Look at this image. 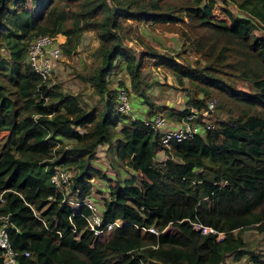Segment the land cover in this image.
<instances>
[{
  "label": "trees",
  "instance_id": "1",
  "mask_svg": "<svg viewBox=\"0 0 264 264\" xmlns=\"http://www.w3.org/2000/svg\"><path fill=\"white\" fill-rule=\"evenodd\" d=\"M221 1L245 15L226 8L228 21L213 17L216 0H0V49L7 51L0 52V224L17 264H264V250L243 237L248 228L264 233V36L254 32L264 30V0ZM141 22L178 32L195 60L126 50L125 24ZM90 29L99 62L82 78L100 109L49 84L25 60L39 35H65L68 51ZM149 57L186 84V106L167 115L180 119L208 100L228 114H211L213 128L165 146L161 160L158 130L116 112L124 83H108L123 66L146 116L156 114L161 107L140 90ZM101 144L130 169L102 198V221L121 220L103 239L88 229L90 209L81 204L94 177L108 178L91 162ZM59 166L74 170L68 193L50 181Z\"/></svg>",
  "mask_w": 264,
  "mask_h": 264
},
{
  "label": "rangeland",
  "instance_id": "2",
  "mask_svg": "<svg viewBox=\"0 0 264 264\" xmlns=\"http://www.w3.org/2000/svg\"><path fill=\"white\" fill-rule=\"evenodd\" d=\"M226 8L231 10L233 15H245V13L241 12L233 3H223L221 0H216L212 11L213 17L228 21V17L224 11ZM128 26V23L124 26L123 46L136 56L141 52H147V49L151 47L156 48L160 52L172 54L175 59L181 63L193 62L196 58L189 47H183V40L176 31L152 27L144 22L138 24L131 23L130 30ZM254 32L257 35L264 36V30L260 27H257ZM57 38L62 42L66 40L65 35L64 37L58 36ZM98 45L99 40L91 29L82 31L75 46L69 47L67 49L68 51H65L66 46L62 45V55L55 63V69L49 77V84H59L61 89L69 90L77 94L81 100H85L89 105L100 109L103 101L98 98V95L94 92V88L90 83L82 78L86 73L92 72L95 65L99 62V58L94 52ZM0 52L2 55H7V51L3 48L0 49ZM77 72H79L80 75H78ZM141 78L144 79V83L141 85L140 90L156 105L161 107L156 113L162 112L165 122L167 123L175 121L177 119L176 117L167 114L171 108L182 109L186 106V100L188 98V94L184 87L186 84H178L172 74L164 67L157 66L151 57L148 58V63L141 69ZM119 81L124 83L128 98L130 103H132V110L127 115L130 116V118L136 115H140L143 118L148 117L146 116L147 106L144 103V98L140 96L139 91H134L131 88L129 76L123 66L116 73L109 75L108 83L110 87L118 86ZM239 85L246 89L250 88L244 81H240ZM164 108L165 112L163 111ZM211 114H213L214 118L228 116L227 112L224 110L217 109H214ZM121 124L122 122L116 124L115 128H118ZM3 135L4 133H2L0 137ZM65 142L70 141L65 140ZM106 145L107 144H101L97 147V153L91 161L93 165L102 169L108 177L105 179L94 177L93 180H91L93 190L91 193L95 198L94 200L100 204H102L103 196H108L110 185L116 180H121L130 174V169H128L127 166L114 160L112 154L108 153ZM156 158L157 160L165 158V153H158ZM69 169L73 174L74 170L72 168ZM66 190L67 193L70 191V185H68ZM69 200L73 202L74 197L70 196ZM72 205L77 207L74 203ZM164 231H174V229L170 226L165 228ZM243 237L253 243V249L255 251L264 250L263 232L248 228L243 232ZM226 260L230 262V257H227ZM243 262L244 260L242 259L238 262H232V264H242Z\"/></svg>",
  "mask_w": 264,
  "mask_h": 264
},
{
  "label": "built area",
  "instance_id": "3",
  "mask_svg": "<svg viewBox=\"0 0 264 264\" xmlns=\"http://www.w3.org/2000/svg\"><path fill=\"white\" fill-rule=\"evenodd\" d=\"M57 37V34H43L31 39L27 44L25 60L42 79H49L55 69L56 61L62 55L63 42ZM131 105L132 103H130L126 88L118 87L115 99L116 112L119 114H128L132 110ZM189 109V112L180 119H176L169 123L165 122L162 112L143 119L145 123H148L160 133L162 149H160L159 152L163 153V148L172 142L192 137L195 134L203 136L208 129L213 128L214 125L211 119V113L214 109L213 100H208L206 106L203 108L197 109L190 107ZM72 175L69 168L59 166L51 173L50 181L59 190L67 192L66 189L71 183ZM91 192L85 194L81 199V204L90 209L88 215L85 216L86 224L94 237L103 239L111 232L114 226H119L121 224V220L116 219L110 222H103L102 208L100 207V203L94 200L95 198ZM72 203L75 202L73 201ZM194 227L200 228L204 233L208 231L215 232V229L211 226L194 224ZM147 229L157 233L153 227H148ZM219 235L221 236L220 233ZM0 249L5 264H17L18 251L12 247L9 241L7 224H0ZM24 254L27 255L28 252L24 251Z\"/></svg>",
  "mask_w": 264,
  "mask_h": 264
},
{
  "label": "crops",
  "instance_id": "4",
  "mask_svg": "<svg viewBox=\"0 0 264 264\" xmlns=\"http://www.w3.org/2000/svg\"><path fill=\"white\" fill-rule=\"evenodd\" d=\"M163 111L165 112V109H163ZM141 113V112H140ZM139 113V114H140ZM131 118H141L142 120L144 119L143 117H141L140 115L139 116H134V117H131ZM98 155V154H97ZM100 207L103 208L102 204H100Z\"/></svg>",
  "mask_w": 264,
  "mask_h": 264
}]
</instances>
